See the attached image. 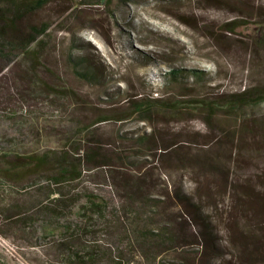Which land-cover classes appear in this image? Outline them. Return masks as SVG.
<instances>
[{
    "label": "rangeland",
    "instance_id": "374dc122",
    "mask_svg": "<svg viewBox=\"0 0 264 264\" xmlns=\"http://www.w3.org/2000/svg\"><path fill=\"white\" fill-rule=\"evenodd\" d=\"M232 20L238 24H229ZM41 22L50 24L38 47L41 64L33 68L29 57L13 55L17 50L0 55V152L49 147L59 155L72 142L84 144L82 131L98 116L121 111L140 96L215 98L264 84V0H49L21 17L12 35L22 36L29 25ZM79 58L92 66L96 80L81 77ZM171 69L181 70L182 78L170 81ZM46 83L68 91L58 95ZM159 111L151 123L132 113L87 131L92 140L117 146L119 136L133 141L137 134L154 130L160 143L177 148L160 153L154 181L160 189L183 186L195 198L209 195L206 210L222 245L236 260L242 253L241 230L264 220L262 212L253 215L248 198L264 190V101L211 117L195 107ZM201 155L213 157L221 171L199 168L196 158ZM104 170L111 169L86 173L81 185L110 198L113 181L106 182ZM42 183L29 187L25 201L44 197L45 191L35 190ZM4 198L8 203L0 193ZM167 205L178 210L171 198ZM64 212L55 217L57 226L72 217L70 206ZM47 221L50 216L40 214L25 226L4 225L0 264H43L51 258L52 241L60 235H46ZM102 232L97 244L108 251L96 264H114L118 255L129 264H149L129 241ZM190 248L195 247L168 257H196L194 251H181Z\"/></svg>",
    "mask_w": 264,
    "mask_h": 264
},
{
    "label": "trees",
    "instance_id": "16d2710c",
    "mask_svg": "<svg viewBox=\"0 0 264 264\" xmlns=\"http://www.w3.org/2000/svg\"><path fill=\"white\" fill-rule=\"evenodd\" d=\"M47 1L0 0V55L8 57L11 50H17L13 55L21 53L29 57L33 68L41 64L37 59L38 47L48 34L50 24H31L22 36L15 37L12 33L21 17L41 8ZM99 1L106 3L110 0ZM229 24L234 26L238 22L232 20ZM76 62L81 66L79 73L82 78L90 82L97 79L91 65L84 64L81 58ZM167 74L170 81H178L183 76L178 69H171ZM193 76L199 79V72L193 71ZM45 86L61 96L68 91L64 86L48 87L47 83ZM262 101L264 84L215 98L202 95L184 100L140 96L131 99L121 111L98 116L91 126L85 127L86 131H82V139L87 141L84 144L72 142V149L62 150L59 155L49 147L24 153L0 152V193L9 200L6 203L5 198L0 199V233L6 234L3 229L6 224L20 227L33 222L37 215L50 216L51 221L43 226L46 235L58 233L60 237L52 241L50 248L53 254L49 252L51 258L44 259L43 264H96L102 258L101 254L108 251L97 244L102 231H110L118 239L129 241L149 264H264V220L257 219L244 226L239 243L242 253L233 260L222 245L216 224L206 210L209 195L195 198L183 186L159 188L152 175L160 153L177 148L160 143L154 130L137 134L133 141H128L127 136H119L121 143L118 142L117 146L92 140L91 130L87 131L96 123L123 119L132 113L151 123L153 115L163 109L179 113L195 107L203 109L207 117H211L215 112H233L239 107ZM196 161L198 167L208 173L221 171L220 165L210 155L197 156ZM221 167L224 169L225 166ZM99 169H111L110 172L104 170L106 182L107 178L113 181L110 183L114 188L110 198L81 185L87 179L86 173ZM42 181L44 183L35 190L45 191L44 197L34 199L35 196L25 201V195L30 193L29 187L33 188ZM14 185L21 190H13ZM167 198L173 200L177 211L169 208ZM248 198L251 208H255L251 209L253 215L264 213V190ZM68 206L72 208V217L57 226L54 224L57 216L64 215ZM189 245L195 248L181 251H194L196 257L188 258L184 254H179L175 260L168 257V253ZM118 256L120 258H113L114 264H129L130 261L124 262L123 256Z\"/></svg>",
    "mask_w": 264,
    "mask_h": 264
}]
</instances>
